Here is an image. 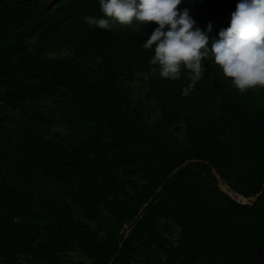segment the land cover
Returning a JSON list of instances; mask_svg holds the SVG:
<instances>
[{"label": "trees", "instance_id": "trees-1", "mask_svg": "<svg viewBox=\"0 0 264 264\" xmlns=\"http://www.w3.org/2000/svg\"><path fill=\"white\" fill-rule=\"evenodd\" d=\"M237 2L178 8L213 36ZM87 16L99 0H0V263L264 264V87L209 55L181 95L194 74L162 78L152 32Z\"/></svg>", "mask_w": 264, "mask_h": 264}, {"label": "clouds", "instance_id": "clouds-1", "mask_svg": "<svg viewBox=\"0 0 264 264\" xmlns=\"http://www.w3.org/2000/svg\"><path fill=\"white\" fill-rule=\"evenodd\" d=\"M183 3L184 0H99L103 16L84 19L90 27L107 30H111L113 22H155L157 26L143 48L153 51L150 62L159 65L162 78L177 80L182 64L191 70L194 75L181 95L194 90L204 70L202 60L209 55L239 91L264 87V0H238L229 25L213 36L209 35L212 22L202 30L189 7L178 8Z\"/></svg>", "mask_w": 264, "mask_h": 264}, {"label": "rangeland", "instance_id": "rangeland-1", "mask_svg": "<svg viewBox=\"0 0 264 264\" xmlns=\"http://www.w3.org/2000/svg\"><path fill=\"white\" fill-rule=\"evenodd\" d=\"M133 26L138 31H145V32H149V33H151L153 31V26H150V25L145 26L144 24L142 25V23H139V24L133 23ZM54 53L57 54V53H68V52L65 51V50H59V51L54 52ZM137 83L138 82H134L133 83L134 93L136 94V97H140V96L143 95L142 94L143 91H142V87H140ZM155 114L156 113H153L152 115H150V120L151 121L154 120ZM169 232H170L169 233V239L176 240V238H177V236L179 234L178 225L173 223V222H170V224H169ZM69 257H70V260L73 261V264H79V263L91 264V260L86 255H84L81 252L70 253Z\"/></svg>", "mask_w": 264, "mask_h": 264}, {"label": "water", "instance_id": "water-1", "mask_svg": "<svg viewBox=\"0 0 264 264\" xmlns=\"http://www.w3.org/2000/svg\"><path fill=\"white\" fill-rule=\"evenodd\" d=\"M188 162H185L183 165H186ZM180 169V167H178L176 170H174V172L172 173V174H175L178 170ZM225 188V187H224ZM225 191L229 194V195H231V196H233L234 197V193H233V191L232 190H229V189H226L225 188ZM243 199H245V200H247V201H249V200H251L252 198H245V197H243V196H241ZM143 211V210H142ZM141 211V212H142Z\"/></svg>", "mask_w": 264, "mask_h": 264}, {"label": "built area", "instance_id": "built-area-1", "mask_svg": "<svg viewBox=\"0 0 264 264\" xmlns=\"http://www.w3.org/2000/svg\"><path fill=\"white\" fill-rule=\"evenodd\" d=\"M236 196V198H237V200H239V201H241V202H244V203H248V202H250V200L249 201H247V200H245V199H243L242 197H241V195H235L234 194V197ZM255 198H252L251 200H254Z\"/></svg>", "mask_w": 264, "mask_h": 264}]
</instances>
